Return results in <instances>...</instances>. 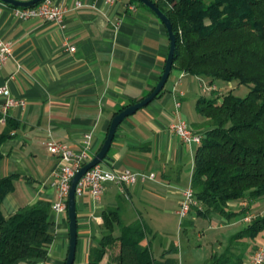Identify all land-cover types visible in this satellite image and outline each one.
<instances>
[{
	"label": "crops",
	"instance_id": "obj_1",
	"mask_svg": "<svg viewBox=\"0 0 264 264\" xmlns=\"http://www.w3.org/2000/svg\"><path fill=\"white\" fill-rule=\"evenodd\" d=\"M78 2L82 8H76ZM62 4L68 9L63 29L40 19L18 20L14 8L0 1V40L10 42L14 50L0 68V88L7 86L11 97L23 102L8 108L6 121H17L20 128L0 145V179H13L1 203L6 219L41 201L51 206L57 201L52 181L59 160L47 151L46 143L58 141L80 151L84 136L91 133L94 157L113 117L155 89L169 54L164 24L133 0L116 5L106 0H63ZM71 46L74 52L68 50ZM205 85V80L173 70L157 98L120 125L101 166L155 174L156 180L126 187L108 184L100 202L88 194L77 195L74 264H89L103 236V213L109 209H119L125 225L146 223L152 231L148 244L155 257L176 248L170 257L177 264H209L213 256L228 250L244 262L264 241L263 233L255 241L232 242L249 224L246 217L264 215V199L229 203L232 213L250 209L231 219L194 210L182 221L177 215L182 192L192 185L199 145L183 143L170 125L182 120L199 134L207 131L209 123L196 110L198 99L210 95ZM6 103L7 97L0 96L1 116ZM5 126L6 122H0V132ZM50 222L55 239L48 257L37 264H65L68 217L51 210ZM192 233L197 241H191ZM185 249L194 250L195 255L187 258Z\"/></svg>",
	"mask_w": 264,
	"mask_h": 264
},
{
	"label": "trees",
	"instance_id": "obj_2",
	"mask_svg": "<svg viewBox=\"0 0 264 264\" xmlns=\"http://www.w3.org/2000/svg\"><path fill=\"white\" fill-rule=\"evenodd\" d=\"M151 1L173 25L174 71L205 80L209 87L225 81L250 89L245 98L211 91L198 99L197 113L209 125L196 151L192 178L196 200L204 209L194 207L197 214L243 216L249 208L232 213L228 204L264 199V0ZM19 128L20 123L7 120L0 145ZM12 181L0 179V264H37L48 257L55 239L50 233L51 204L41 201L6 219L1 203ZM103 219V236L89 264H177L170 257L176 248L155 257L146 223L123 224L119 209L105 211ZM263 233L264 215L253 218L232 242L255 241ZM242 263L228 250L209 264Z\"/></svg>",
	"mask_w": 264,
	"mask_h": 264
},
{
	"label": "built area",
	"instance_id": "obj_3",
	"mask_svg": "<svg viewBox=\"0 0 264 264\" xmlns=\"http://www.w3.org/2000/svg\"><path fill=\"white\" fill-rule=\"evenodd\" d=\"M63 0H45L42 3L31 8H14L13 16L21 21L30 19H40L46 22L57 24L60 28H65V16L68 9L62 4ZM121 0H106L109 5H116ZM82 3L78 2L76 8H82ZM70 52L75 51V47L68 48ZM14 55L13 46L10 42L0 40V68L10 60ZM205 92L216 91V87H204ZM0 96L7 97L5 111L0 119V122H6L7 110L13 105H23L22 101L14 100L11 97L7 86L0 88ZM177 103V107H180ZM170 131L177 135L180 140L188 146L193 144L200 145L203 140V135L195 132L185 121L178 120L170 125ZM93 135L88 133L84 136L82 149L74 151L67 145L58 141H49L46 143L47 151L58 157L59 166L53 174L52 187L57 193V201L51 206V210L61 216L68 215V199L71 189L72 179L76 172L84 165L89 163L93 157L91 155L93 148ZM155 174H146L135 172L129 168L116 171L105 169L100 165L89 170L83 179L79 182L76 190L77 195L88 194L93 201L100 202L105 193L108 184H114L120 187L132 185H145L155 181ZM182 201L177 211L180 220L188 217L194 207L202 210V206L198 203L195 197V191L190 185L182 192ZM252 217H246L245 221L250 223ZM242 264H264V241L257 244L254 253L251 257L245 260Z\"/></svg>",
	"mask_w": 264,
	"mask_h": 264
},
{
	"label": "water",
	"instance_id": "obj_4",
	"mask_svg": "<svg viewBox=\"0 0 264 264\" xmlns=\"http://www.w3.org/2000/svg\"><path fill=\"white\" fill-rule=\"evenodd\" d=\"M1 2L13 7V8H31L45 0H30V1H18V0H0ZM141 4L145 5L148 9L155 13V15L160 19V21L164 24L167 29L169 41H170V50L166 60L164 72L155 87V89L144 99L141 101L132 104L125 109L121 110L117 113L110 124L107 137L98 151V153L93 157V159L84 165L80 170H78L75 176L72 179L71 189L69 193L68 199V221H69V249L68 256L65 264H74L76 259V250L78 243V220H77V186L79 182L83 179L85 174L91 170L92 168L102 164L112 147L114 138L116 136L117 130L120 125L129 117L133 116L139 110L147 107L152 101H154L157 96L163 91L166 83L168 82L174 64V55L176 50V36L173 31V25L169 18L156 6L154 2L151 0H137Z\"/></svg>",
	"mask_w": 264,
	"mask_h": 264
},
{
	"label": "rangeland",
	"instance_id": "obj_5",
	"mask_svg": "<svg viewBox=\"0 0 264 264\" xmlns=\"http://www.w3.org/2000/svg\"><path fill=\"white\" fill-rule=\"evenodd\" d=\"M214 86L217 88L216 91H218V94L232 92L238 98H245L250 91L249 87L239 86L236 82L229 83V82H225V81H217V83ZM101 165H103V163ZM189 237H190L191 241H197L198 240L195 238L196 236L193 233L189 234ZM185 250H186L185 254H186L187 258H191L192 256L195 255L194 250H192V251L187 250V249H185Z\"/></svg>",
	"mask_w": 264,
	"mask_h": 264
}]
</instances>
